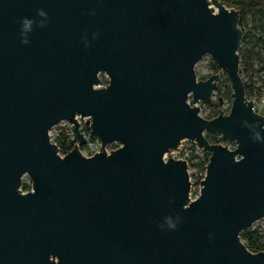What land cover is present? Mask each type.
<instances>
[{"label":"water","instance_id":"95a60500","mask_svg":"<svg viewBox=\"0 0 264 264\" xmlns=\"http://www.w3.org/2000/svg\"><path fill=\"white\" fill-rule=\"evenodd\" d=\"M243 39L221 0H0V264H264L241 239L264 219ZM207 55L228 114L220 73L197 77ZM79 119L101 142L90 156ZM63 122L66 156L50 136ZM184 141L210 154L195 200L187 161L166 159Z\"/></svg>","mask_w":264,"mask_h":264},{"label":"rangeland","instance_id":"374dc122","mask_svg":"<svg viewBox=\"0 0 264 264\" xmlns=\"http://www.w3.org/2000/svg\"><path fill=\"white\" fill-rule=\"evenodd\" d=\"M243 29L245 31V38L242 41L241 47L247 51L249 55H251V65L252 69L249 71L243 70L245 80L247 82H250L253 86L255 96H254V104H255V111L259 112L260 114H264V15H257L256 17H249L248 22L246 25H243ZM250 62V61H249ZM216 62L213 60V58L210 55L205 56L202 61L198 63L196 66L197 69V77L203 78L206 76L214 75L216 73H220L221 75V81L218 84V88L214 93L213 100L215 104L219 103V99H223V106L221 109L228 114L231 109V98H228L226 95L227 89L223 86V81L226 80L227 75H225L221 70L218 69V71L215 69ZM102 79L105 77L101 76ZM105 85V84H104ZM228 85V84H227ZM227 87V86H226ZM190 104L193 105V100L190 99ZM199 105V104H198ZM200 106V105H199ZM218 108L213 106L209 107L208 105L201 108L200 115L208 116V117H215L214 110H217ZM81 126H82V132L85 130V128H88L86 126V120H79ZM73 126L69 124L68 122L61 123L54 127L52 131L50 132L51 140H53L61 133L62 130H66L69 135L72 130ZM85 134V138L87 140V143L84 145H79L80 148L84 151V153L87 156H90L94 154L95 152L99 151L101 148V142L94 137L91 133L83 132ZM225 143V142H222ZM77 145V144H76ZM230 149L234 148L235 144H228ZM119 148V145L112 144L107 146L108 152L114 151ZM192 149V145L190 142L186 141L183 143L182 151L179 155V157H185L188 159L191 155H198L201 156L200 152H195L192 150V153L189 151ZM172 156H169L170 158ZM174 155L172 158H175ZM197 162V161H196ZM195 185L192 188L191 198L192 200H195L200 195V184L196 182L194 179ZM29 186L30 190L32 191V180L29 176H25L23 179V186ZM24 191V190H23ZM28 191V192H29ZM254 231H258L262 237V245H263V251L264 252V219L256 222L251 228L246 230L247 233H251ZM243 243H245L243 241Z\"/></svg>","mask_w":264,"mask_h":264},{"label":"trees","instance_id":"16d2710c","mask_svg":"<svg viewBox=\"0 0 264 264\" xmlns=\"http://www.w3.org/2000/svg\"><path fill=\"white\" fill-rule=\"evenodd\" d=\"M221 1H223L227 7L236 9L240 12V28L243 32V38H245V31L243 29V25L247 24L249 17H256L259 14L264 15V0H221ZM239 56L241 59V66L242 68H244V71L247 72L251 70L252 69V65L250 64L252 60L251 55H249L247 51L241 47L239 50ZM215 69L218 71L219 68L217 65L215 66ZM241 75L245 83L247 98L249 100L254 101L255 92L253 86L250 82H247L245 80L242 69H241ZM103 81L105 85H108V80L106 78H104ZM223 84H224L223 86L227 89L226 95L228 96V98H231L232 90L228 77L226 78L225 81H223ZM214 111H215L214 112L215 117H217L218 109ZM206 119L212 120L213 118L207 117ZM83 132H87L90 134L91 130L89 128H85ZM206 138L211 144H221L223 142L220 136L211 133H206ZM53 143H55L58 146L61 154H66L74 149V147L77 144V139L76 136H74L73 138L69 135V133L66 130H62L61 133L53 140ZM192 159L193 161L194 160L197 161V163L193 164L192 167L193 168L197 167L199 169V173L204 174L206 172V166L209 164L210 154L208 153L204 154L203 157L192 156ZM23 190L28 192L30 190V187L24 186ZM241 239L242 241L245 242L244 244L252 253H259L263 251V245H262L263 237L258 231H254L251 233H247L245 231L241 234Z\"/></svg>","mask_w":264,"mask_h":264},{"label":"built area","instance_id":"2783aa9c","mask_svg":"<svg viewBox=\"0 0 264 264\" xmlns=\"http://www.w3.org/2000/svg\"><path fill=\"white\" fill-rule=\"evenodd\" d=\"M81 120V119H79ZM64 123V122H63ZM70 136L74 138L75 133H74V129L72 128L71 132H70ZM186 142V141H184ZM183 142V143H184ZM189 142V141H188ZM183 143L181 144V146L179 147V149L177 151H174L172 153H170L169 155H167L166 159H168L169 156H176L175 159H179V160H185L187 161L188 163V166H189V174H190V181L192 183V188L194 187L195 185V182H194V179L196 180V182H198L200 184V188H201V182L205 179V176H206V172L204 174L202 173H199V169L197 167H192L193 164L197 163L196 160L193 161L192 159V156H198V155H191L190 157L185 158V157H179L177 155H179L182 151V147H183ZM191 145H192V149H190L189 151L192 153V150L194 151V148H195V152H200L201 153V157H203L204 154H207L206 152L200 150L196 145H194L192 142H190ZM71 152V151H70ZM69 153V152H68ZM68 153L66 154H63V155H67ZM61 154V153H60ZM210 160V159H209ZM208 166V165H207ZM207 166H206V170H207ZM201 178V179H200ZM192 193V191H191Z\"/></svg>","mask_w":264,"mask_h":264}]
</instances>
